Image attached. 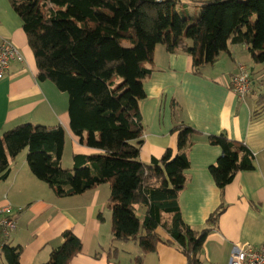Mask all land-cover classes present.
Wrapping results in <instances>:
<instances>
[{
    "label": "trees",
    "instance_id": "1",
    "mask_svg": "<svg viewBox=\"0 0 264 264\" xmlns=\"http://www.w3.org/2000/svg\"><path fill=\"white\" fill-rule=\"evenodd\" d=\"M9 2L23 23L38 80L68 94L72 131L84 145L102 153L74 155V169H66L64 127L21 124L0 135V182L8 179L12 163L28 150L32 173L59 198L109 183L115 240L138 242L144 253L156 252L160 243L175 245L188 264H201L206 238L226 207L211 214L201 231L182 219L179 195L189 181L190 149L199 135L193 127L182 124L173 129L176 153L168 149L150 163L140 159L144 81L154 70L159 45L170 53L188 54L196 73L230 53V44L246 45L253 63L264 65V0H198L200 12L190 18L178 12V0ZM208 140L222 149L210 167L220 190L240 172L254 169V155L244 144L226 133ZM160 228L169 235L167 240L160 236ZM6 242L2 252L7 263L21 264L23 249ZM83 249L82 240L67 230L43 264H73Z\"/></svg>",
    "mask_w": 264,
    "mask_h": 264
},
{
    "label": "crops",
    "instance_id": "2",
    "mask_svg": "<svg viewBox=\"0 0 264 264\" xmlns=\"http://www.w3.org/2000/svg\"><path fill=\"white\" fill-rule=\"evenodd\" d=\"M2 39L12 41L25 62H12L6 77L0 80V135L21 124L35 125L34 119H40L46 121L40 125L64 127L63 162L67 158L69 166L75 167L74 155L101 154L84 145L72 131L68 98L49 81L38 80L34 53L9 0H0ZM240 65L250 69L253 80L252 92L244 99L231 88ZM153 67L144 81L140 159L150 163L162 158L168 149L176 153L178 137L173 129L177 125L186 124L199 132L190 149L189 181L179 195L182 219L201 231L210 215L224 205L226 209L206 238L199 260L201 264H229L236 245H264V65L253 63L246 45L230 44V53H223L215 64L196 73L188 54L170 53L159 45ZM221 133L244 144L255 158L254 169L240 172L223 191L210 173L222 149L208 140ZM41 182L26 160L12 163L8 179L0 182V207L10 205L18 223L6 244L23 249L21 264L47 262L67 230H72L84 245L73 264H138L139 259L141 264H188L175 245L160 243L156 252L144 253L138 242L115 240L112 213L107 212L109 183L79 196L59 198ZM139 216L143 218L144 212ZM163 231L165 235L159 234L167 240L169 235ZM0 244L2 250L1 236Z\"/></svg>",
    "mask_w": 264,
    "mask_h": 264
},
{
    "label": "built area",
    "instance_id": "3",
    "mask_svg": "<svg viewBox=\"0 0 264 264\" xmlns=\"http://www.w3.org/2000/svg\"><path fill=\"white\" fill-rule=\"evenodd\" d=\"M160 1V0H159ZM12 62H24V56L14 43L7 39L0 41V80L4 79ZM246 65L239 66V72L232 78V91L244 99L252 92L253 80ZM18 223L10 205L0 207V234L7 241L17 229ZM229 264H264V245L255 247L251 244H238L230 258Z\"/></svg>",
    "mask_w": 264,
    "mask_h": 264
},
{
    "label": "rangeland",
    "instance_id": "4",
    "mask_svg": "<svg viewBox=\"0 0 264 264\" xmlns=\"http://www.w3.org/2000/svg\"><path fill=\"white\" fill-rule=\"evenodd\" d=\"M179 2L177 3V10L178 12L183 16V17H186V18H190L191 15H194V16H198L199 12H200V9H201V6H202V3H199L198 0H178ZM125 46H129L128 43H125ZM22 53V52H21ZM23 55V54H22ZM24 56V55H23ZM24 62H25V56H24ZM51 84V82H50ZM52 85V84H51ZM54 85V84H53ZM59 91V90H58ZM60 92V91H59ZM63 95H65L66 98H68V102H69V97H68V94L67 93H63L61 92ZM35 123V126H38L40 125V123L42 122H46V121H42L40 119H34L33 121ZM44 124V123H43ZM27 155H28V150H24L20 155L19 157L17 158V161H18V164H22L23 160H26L27 161ZM28 163V161H27ZM63 166L65 168H70V169H74V166H69V163H68V159L66 158L65 161L63 162ZM29 165V164H28ZM42 185H44L45 187H47V189H51V187L45 183V182H41ZM49 187V188H48ZM4 197V195H3ZM107 212H110V215H111V210L107 209ZM159 233L161 235H165L163 229H159ZM0 236L2 237V235L0 234ZM1 245V244H0ZM6 259H5V256L3 255V252L1 250V246H0V264H6Z\"/></svg>",
    "mask_w": 264,
    "mask_h": 264
}]
</instances>
